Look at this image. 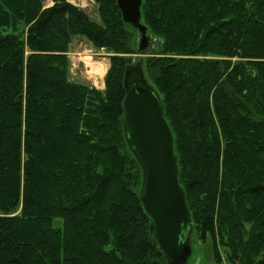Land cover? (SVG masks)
I'll return each mask as SVG.
<instances>
[{"label":"trees","instance_id":"trees-1","mask_svg":"<svg viewBox=\"0 0 264 264\" xmlns=\"http://www.w3.org/2000/svg\"><path fill=\"white\" fill-rule=\"evenodd\" d=\"M94 2L98 21L66 0H0V264H166L121 123L137 32L116 0ZM140 12L191 233L216 262L264 264V0ZM75 37L113 53L103 90L70 80Z\"/></svg>","mask_w":264,"mask_h":264},{"label":"water","instance_id":"water-1","mask_svg":"<svg viewBox=\"0 0 264 264\" xmlns=\"http://www.w3.org/2000/svg\"><path fill=\"white\" fill-rule=\"evenodd\" d=\"M122 21L138 33V52L150 43L141 23V0H116ZM121 123L126 142L140 165L139 204L149 233L166 264H185L191 254V215L178 184L174 139L159 95L144 78L141 63L129 66L124 79Z\"/></svg>","mask_w":264,"mask_h":264},{"label":"rangeland","instance_id":"rangeland-1","mask_svg":"<svg viewBox=\"0 0 264 264\" xmlns=\"http://www.w3.org/2000/svg\"><path fill=\"white\" fill-rule=\"evenodd\" d=\"M66 2L81 9L91 19L98 21L96 4L94 0H66ZM47 5L49 6L51 4L47 3ZM8 32L11 31L8 30ZM0 33L4 34L5 30L0 28ZM137 37L138 38H136L135 43L136 46L138 47V39H139L138 33H137ZM150 39L151 40L148 47L143 52H138L132 55H126V57L131 59L133 66L137 63H141V70L143 72L144 77H147L145 72L146 59L149 58L151 55H153L152 53L156 52L154 50L158 49L159 47V43L157 40H154L151 37ZM110 56H113L112 52L104 49L95 48L91 42H89L83 37L73 38L69 46V52H68V58L70 62V80L89 85L98 90H103L104 77L102 81L99 82V84L97 83L98 87H96L94 85V81L90 79V75L88 73L90 70L89 69L90 65L88 66L87 64L100 63L103 65L104 68H106L105 67L106 65L107 66L110 65ZM108 69L109 67H107L106 72L108 71ZM148 84L151 86L150 82H148ZM189 245L191 248V254L185 264H228L222 252L219 254L220 263L216 262L213 256L212 249L210 247V243L208 242L204 243L202 241H198L194 233H191L190 235Z\"/></svg>","mask_w":264,"mask_h":264},{"label":"bare ground","instance_id":"bare-ground-1","mask_svg":"<svg viewBox=\"0 0 264 264\" xmlns=\"http://www.w3.org/2000/svg\"><path fill=\"white\" fill-rule=\"evenodd\" d=\"M87 65H90V70L88 72L90 75V79H92L96 84L98 83V81L101 82L105 74V68L103 67V65L100 63H93Z\"/></svg>","mask_w":264,"mask_h":264},{"label":"crops","instance_id":"crops-1","mask_svg":"<svg viewBox=\"0 0 264 264\" xmlns=\"http://www.w3.org/2000/svg\"><path fill=\"white\" fill-rule=\"evenodd\" d=\"M104 64H105V63H104ZM105 65H106V64H105ZM105 67H106V68H105V72H106L107 67H109V65H108V66L106 65ZM104 75H105V74H104ZM102 79H103V78H102ZM101 81H102V80H101ZM99 82H100V81H98V84H99ZM98 84H96V83L94 82V85H95L96 87H98V86H97Z\"/></svg>","mask_w":264,"mask_h":264}]
</instances>
